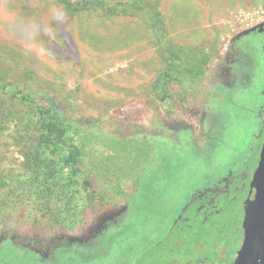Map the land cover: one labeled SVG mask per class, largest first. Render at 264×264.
I'll return each instance as SVG.
<instances>
[{
	"label": "rangeland",
	"instance_id": "obj_1",
	"mask_svg": "<svg viewBox=\"0 0 264 264\" xmlns=\"http://www.w3.org/2000/svg\"><path fill=\"white\" fill-rule=\"evenodd\" d=\"M157 1L166 41L185 52L202 50L211 56L204 75L169 83L164 96L154 84L167 62L137 18H109L94 11L70 14L59 0H0V82L33 95L40 104L53 98L64 117L93 123L105 140L127 138L153 148L147 155L152 169L134 171L132 162L107 141L87 147L69 201L58 193L61 183L48 179L43 187L41 178L29 173L25 154L37 148L35 118L27 107L2 95L0 264L50 263L57 250L83 252L100 247L107 233L121 236L116 233L137 212L134 224L146 231L150 215L158 225L169 214L161 232L140 247L153 249L198 189L193 179L205 175L213 160L224 166L230 153H245L251 145L260 128L256 112L262 105L263 56L255 55L256 66L245 80L239 75L252 63L248 35L264 27V0ZM174 151L180 158L168 170L164 156L175 159ZM157 176L164 183L162 193L154 195ZM83 179L90 188L82 185ZM152 197L153 211L154 203H148ZM117 247L122 249L123 243ZM109 250L101 258L119 257L118 250Z\"/></svg>",
	"mask_w": 264,
	"mask_h": 264
},
{
	"label": "flooded vegetation",
	"instance_id": "obj_2",
	"mask_svg": "<svg viewBox=\"0 0 264 264\" xmlns=\"http://www.w3.org/2000/svg\"><path fill=\"white\" fill-rule=\"evenodd\" d=\"M247 48L252 63L240 73V81L255 68V55L264 58V27L248 35ZM261 93L262 105L256 112L260 128L251 145L245 153L235 149L224 166L213 160L205 175L193 179L198 189L177 212L171 231L153 244L155 248L133 253L116 250L118 258H101L110 251L103 246L113 237L112 231L104 235L100 247L83 252L57 250L50 263L38 259L37 264H264V192L258 193L254 206L249 199L264 138V88ZM153 235L148 233L149 238Z\"/></svg>",
	"mask_w": 264,
	"mask_h": 264
},
{
	"label": "trees",
	"instance_id": "obj_3",
	"mask_svg": "<svg viewBox=\"0 0 264 264\" xmlns=\"http://www.w3.org/2000/svg\"><path fill=\"white\" fill-rule=\"evenodd\" d=\"M59 3L70 14L94 11L109 18L135 17L140 20L150 31L153 46L159 57L167 62L166 67L154 84L155 89L163 96L166 94L169 83L178 84L182 82L181 78L184 76H188L191 81H194L204 75L209 67L211 56L208 52L202 50L185 52L182 48L172 46L166 41L165 21L157 0H115L111 4L101 0H59ZM2 95H7L21 106L27 107L35 118L37 148L32 149L29 154H25L29 173L40 177L41 182L43 181V187L47 186L46 181L48 179H54L55 182L61 183L58 193L64 199L71 200V196L68 195H71L70 188L74 183L73 176L80 172L79 165L86 159L87 147L98 142L105 144L107 141L108 146L114 152L132 162L134 171H140L143 168L152 169L149 164L150 156H147L151 152L153 153L152 145L149 142L132 144L127 138L123 140L108 138L105 140L104 136L100 135L97 128L92 125L93 123L64 117L53 98L46 97L40 104L33 95L23 93L5 82H0V99ZM178 155L175 152V159L173 155L164 156V158L167 157L165 159L166 169L169 170L174 167L171 162L178 161L180 158ZM154 171L151 170L152 177L156 176ZM156 178L159 183L154 195L162 193L164 183V180L161 181L159 176ZM166 178L168 177L166 176ZM59 183L54 184V187L58 186ZM82 185L85 188L91 187V183L87 179H83ZM154 197L149 200V204L154 199L157 202L160 201L159 198ZM66 207L67 209L70 208L69 205ZM151 207V211L155 210V203ZM138 214L140 212H137L133 222L125 225L123 230L116 233V235L124 234L114 236L106 241L103 246L104 249L112 248L118 251L141 249V244H144L149 238L148 233L157 234L165 221L164 217L168 219L170 216L169 214L162 216L161 222L159 221L157 225V217L150 215V218H147L148 231H150L148 232L144 225L140 229L134 224L138 220ZM120 242L123 243L122 249L117 247Z\"/></svg>",
	"mask_w": 264,
	"mask_h": 264
},
{
	"label": "water",
	"instance_id": "obj_4",
	"mask_svg": "<svg viewBox=\"0 0 264 264\" xmlns=\"http://www.w3.org/2000/svg\"><path fill=\"white\" fill-rule=\"evenodd\" d=\"M264 185V138H263V144L261 148V153H260V162L259 166L256 169L253 180L251 183V190H250V201L255 205V202L257 200V195L258 193L260 194L261 191L264 192L263 187L261 186Z\"/></svg>",
	"mask_w": 264,
	"mask_h": 264
}]
</instances>
